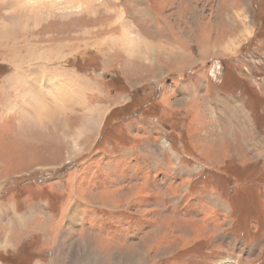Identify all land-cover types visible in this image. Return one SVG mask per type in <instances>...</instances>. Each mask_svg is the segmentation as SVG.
<instances>
[{
    "label": "rangeland",
    "instance_id": "1",
    "mask_svg": "<svg viewBox=\"0 0 264 264\" xmlns=\"http://www.w3.org/2000/svg\"><path fill=\"white\" fill-rule=\"evenodd\" d=\"M222 262L264 264V0H0V264Z\"/></svg>",
    "mask_w": 264,
    "mask_h": 264
},
{
    "label": "crops",
    "instance_id": "2",
    "mask_svg": "<svg viewBox=\"0 0 264 264\" xmlns=\"http://www.w3.org/2000/svg\"><path fill=\"white\" fill-rule=\"evenodd\" d=\"M20 78H17V79H15V77L14 78H12V80H15V81H17L18 82V85L17 86H15L14 85V87L13 88H15V89H17V88H19V87H21V83H20V81L22 80L23 81V83L26 85V87L27 86H29L30 87V78H28V75H26V76H24V74L23 75H21L20 74ZM12 80H11V83H14V82H12ZM20 80V81H19ZM32 81V80H31ZM80 78L78 77L77 78V84H79L80 83ZM76 84V85H77ZM23 85V84H22ZM87 85V84H86ZM88 86V85H87ZM11 88L12 87H10V89L9 90H11ZM61 88V87H60ZM31 92H33V91H35L34 93H37V94H35L37 97H38V99L40 98V94L38 93V91H37V89L36 90H30ZM63 92V88L61 89V93ZM64 92L62 93V95H61V99L63 100V97H64ZM73 97H71V96H69V94H68V97L67 98H65L64 100H63V103H64V105H65V109H63V111H68L69 112V108H71V110H73V108H74V106H75V103H73V99H74V97H79V95H75V94H71ZM71 97V98H70ZM12 100V99H11ZM67 101L69 102V104H67ZM22 104H25V103H23L22 101H21V99L19 98V96L18 95H16L15 96V98H13V100L9 103V105H10V107H11V110L13 111L14 109H20V108H23V105ZM52 104V103H51ZM51 104L49 103V104H46L45 105V107L46 108H48V107H50L51 106ZM61 106V105H60ZM62 107V106H61Z\"/></svg>",
    "mask_w": 264,
    "mask_h": 264
},
{
    "label": "trees",
    "instance_id": "3",
    "mask_svg": "<svg viewBox=\"0 0 264 264\" xmlns=\"http://www.w3.org/2000/svg\"><path fill=\"white\" fill-rule=\"evenodd\" d=\"M152 97H153V96H151V98H152ZM143 103H144V102H143ZM143 103H142V104H143ZM30 248H32V247H30ZM30 250H31V249H30ZM23 252H24V253H23ZM23 252L19 253V255L22 256V257H24V256H26V257H29V256L32 257V256H33V257H34V256H35L34 251L31 252V251H27V249H25ZM47 253H48V251H47V252H43V254H42L43 257H47V256H48ZM35 258H36V257H35ZM35 258H33V259H35Z\"/></svg>",
    "mask_w": 264,
    "mask_h": 264
},
{
    "label": "bare ground",
    "instance_id": "4",
    "mask_svg": "<svg viewBox=\"0 0 264 264\" xmlns=\"http://www.w3.org/2000/svg\"><path fill=\"white\" fill-rule=\"evenodd\" d=\"M12 27H13V26H12ZM8 39H9V38H8ZM2 42H3V40H2ZM118 42H119V41H118ZM120 44H121V43H120ZM10 47H11V46H9L8 48L10 49ZM12 47H13V45H12ZM147 47H148V46H147ZM149 47H150V46H149ZM7 51H8V50H7ZM11 52H12V51H11ZM13 52H14V51H13ZM127 53H128V52H127ZM12 54H14V53H12ZM20 92H21V91H20ZM29 94H30V93H29ZM30 95H32V94H30ZM30 101H31V100H30ZM37 102H38V101H37ZM23 103H24V102H23ZM53 105H54V104H53ZM58 105H59V104H58ZM36 112H37V111H36ZM47 112L50 113V107L47 108ZM87 114H88V113H87ZM37 115H38V118H39V115H40V114H39L38 112H37ZM94 118H95V117H94ZM90 119H91V118H90ZM223 263H224V262H222V263H220V264H223ZM225 263H226V262H225ZM225 263H224V264H225ZM126 264H127V263H126ZM129 264H130V263H129Z\"/></svg>",
    "mask_w": 264,
    "mask_h": 264
},
{
    "label": "flooded vegetation",
    "instance_id": "5",
    "mask_svg": "<svg viewBox=\"0 0 264 264\" xmlns=\"http://www.w3.org/2000/svg\"><path fill=\"white\" fill-rule=\"evenodd\" d=\"M32 182H33V179H32Z\"/></svg>",
    "mask_w": 264,
    "mask_h": 264
}]
</instances>
